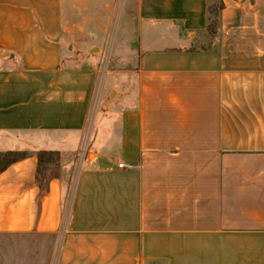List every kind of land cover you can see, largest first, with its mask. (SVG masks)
Here are the masks:
<instances>
[{"label":"crops","instance_id":"1","mask_svg":"<svg viewBox=\"0 0 264 264\" xmlns=\"http://www.w3.org/2000/svg\"><path fill=\"white\" fill-rule=\"evenodd\" d=\"M119 1L0 0V264H264V0Z\"/></svg>","mask_w":264,"mask_h":264},{"label":"rangeland","instance_id":"2","mask_svg":"<svg viewBox=\"0 0 264 264\" xmlns=\"http://www.w3.org/2000/svg\"><path fill=\"white\" fill-rule=\"evenodd\" d=\"M123 8V0H120L119 3H118V6L115 10V14H112L111 16V13H105V12H100L98 15H97V18H99V21H102V22H108V29H109V38L113 37L117 27H118V24H119V13L120 11L122 10ZM94 11V10H93ZM111 12V11H110ZM94 13V12H92ZM91 13V14H92ZM115 15V16H114ZM110 17V18H109ZM90 30L92 31L91 35H90V38L91 39H94L96 36H97V32L96 30L92 29L94 26L91 24L90 26ZM94 33V34H93ZM104 38H106L105 35H100L98 34V37H96V40L100 43L101 41L104 40ZM103 47V46H102ZM95 51H97V49H95ZM72 52L69 50H67L64 54L65 55H69L71 54ZM108 57V58H107ZM104 58L106 59H109V56L108 55H104ZM110 61V60H109ZM73 63H76V61L74 60ZM1 64V62H0ZM8 64H13L11 62H8ZM108 64V63H107ZM106 64V65H107ZM111 67V64L109 63L108 64V69ZM102 74H104V71L102 72ZM105 84L103 86V89H102V92L96 102V108H95V112L94 114L90 117V120H89V124L90 126L93 125V129L94 131L99 128L100 126V122L102 120H104V124H108L110 125L112 123V120H113V114L112 112H110L109 116H105L104 114V110H108V111H111L112 108H114V106L116 105L117 102H119L118 99H116L115 101H113L114 97H115V93H113V95L110 96V93H111V86L110 87H107L106 84L109 82V78L108 76L105 78L104 80ZM115 85L118 89H122L119 85V82H116V84H113ZM94 135V134H93ZM94 139V137H92V140ZM77 164V163H76ZM80 164L78 166H75L74 168V179L72 180V186L74 187L75 185V182H76V179L78 177V173H79V169H80ZM61 168V167H60ZM60 168L59 169H55L54 170V174L55 175H60ZM62 235V234H61ZM60 235V237H61ZM51 264H55V260L53 261V263Z\"/></svg>","mask_w":264,"mask_h":264},{"label":"trees","instance_id":"3","mask_svg":"<svg viewBox=\"0 0 264 264\" xmlns=\"http://www.w3.org/2000/svg\"><path fill=\"white\" fill-rule=\"evenodd\" d=\"M221 7L222 5L219 4L218 6H209L208 8L210 18H208L207 30L211 35L216 32L218 14ZM26 157L27 152L24 151L13 150L0 153V174L12 164ZM37 161L36 183L42 191H46L49 181L53 177H57L54 174V170L61 167V154L58 151L41 150L37 152Z\"/></svg>","mask_w":264,"mask_h":264},{"label":"built area","instance_id":"4","mask_svg":"<svg viewBox=\"0 0 264 264\" xmlns=\"http://www.w3.org/2000/svg\"><path fill=\"white\" fill-rule=\"evenodd\" d=\"M107 58L106 59L104 58L103 61H102L103 69L105 68L106 64L108 63V59ZM81 155H82V157H84L86 155V150L85 149L81 152ZM119 166L122 168V167H124V164H120Z\"/></svg>","mask_w":264,"mask_h":264}]
</instances>
